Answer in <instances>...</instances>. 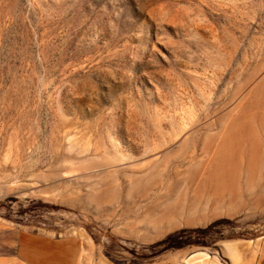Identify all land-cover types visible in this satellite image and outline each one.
I'll list each match as a JSON object with an SVG mask.
<instances>
[{"label": "rangeland", "instance_id": "rangeland-1", "mask_svg": "<svg viewBox=\"0 0 264 264\" xmlns=\"http://www.w3.org/2000/svg\"><path fill=\"white\" fill-rule=\"evenodd\" d=\"M243 114L214 195L205 154ZM262 116L264 0H0V264H160L229 240L253 258Z\"/></svg>", "mask_w": 264, "mask_h": 264}, {"label": "bare ground", "instance_id": "bare-ground-1", "mask_svg": "<svg viewBox=\"0 0 264 264\" xmlns=\"http://www.w3.org/2000/svg\"><path fill=\"white\" fill-rule=\"evenodd\" d=\"M257 90V89H256ZM242 104V103H241ZM246 105L247 106H249L248 105V103H246ZM247 108V107H246ZM239 114V113H238ZM244 115V114H243ZM240 115V116H242V118H238V117H236V116H233V117H230V118H228L227 120L228 121H226L222 126H221V128H220V130H219V132L217 133V135H215L214 137H215V140H214V137H213V140L215 141V142H211V143H213V148L212 149H210L209 148V153H206L205 154V156L207 157L206 159H207V162H205V163H215V165H213V166H215V168L213 169L214 171H216L215 169H217L216 168V166L218 167V170L219 171H217V172H219L218 174H217V172H215L217 175H216V177L214 176V179L213 180H215L216 181V179H217V182H215V186L213 187V194L214 195H219V194H221V192H223V190H226L228 187H229V189H230V187L232 188L233 187V184H232V186L230 185L231 183L230 182H232L234 179H233V177H234V175H236V172H235V170L237 169H235V167L237 166H234V163L233 162H235V158H233L232 160H234V161H232V162H230V164L229 163H227V162H229V158L231 159V157L233 156V154H235V156H236V151L237 152H239V151H241V149H242V147H243V145H244V143H243V134H242V130L243 131H245L244 129H243V126L246 124V121L248 120L249 121V118H251L252 119V117L251 116H247V115ZM249 115V114H248ZM237 116H239V115H237ZM246 116V117H245ZM261 118V117H260ZM262 118H263V116H262ZM247 119V120H246ZM264 119V118H263ZM262 119V120H263ZM250 122H251V120H250ZM249 122V123H250ZM263 122V121H262ZM248 123V122H247ZM248 123V124H249ZM247 124V125H248ZM251 125V124H250ZM249 125V126H250ZM260 125V124H259ZM248 126V127H249ZM252 127V126H251ZM250 127V128H251ZM247 128V127H246ZM253 128V127H252ZM248 130V129H247ZM254 130V129H253ZM252 131V130H251ZM255 131V130H254ZM254 131H252V132H254ZM248 134L249 135H251L250 134V130H248ZM245 133V132H244ZM256 133V132H255ZM246 134H247V132H246ZM246 135V136H248L249 137V135ZM254 134V133H253ZM254 136H255V138H257V136H256V134H254ZM245 137V136H244ZM211 138V137H210ZM249 138H251V137H249ZM248 138V139H249ZM246 139V138H245ZM244 139V140H245ZM252 139H253V136H252ZM247 140V139H246ZM259 140V139H258ZM250 141V140H249ZM257 142V141H256ZM251 143V142H250ZM261 145V144H260ZM211 146V147H212ZM259 147V146H258ZM261 147V146H260ZM248 148V147H247ZM235 152V153H234ZM249 152V151H248ZM260 153V152H259ZM238 154V153H237ZM238 157V156H237ZM239 157H241V155L239 154ZM245 158H247V156L245 157ZM206 159H204V160H206ZM242 159V158H241ZM237 160L240 162V159H238L237 158ZM231 163H233V164H231ZM209 164V165H210ZM204 164H202V167L203 168H205V170L207 171V170H209V169H206V167H204L203 166ZM205 166H207V164H205ZM210 167V166H209ZM209 167H207V168H209ZM213 168V167H212ZM223 168H224V170H223ZM211 170V169H210ZM210 170H209V172H210ZM201 171H204L203 169H201ZM212 171V170H211ZM213 171V172H214ZM208 172V171H207ZM211 173V172H210ZM200 174H202L201 172H200ZM199 174V175H200ZM203 174H205V173H203ZM208 174V173H207ZM207 174H205V175H207ZM204 175V177H203V175H200V181H202V179H201V176H202V178H204L205 179V176ZM212 175H215L214 173L212 174ZM211 174H209V177L210 176H212ZM213 177V176H212ZM216 178V179H215ZM235 178V177H234ZM210 179H212V178H209V180L208 181H210ZM233 179V180H232ZM232 180V181H231ZM204 182H206L205 180H204ZM204 182H203V185H204ZM211 182V181H210ZM214 182H213V184H214ZM217 183V184H216ZM230 183V184H229ZM199 184V183H198ZM200 184H202V183H200ZM199 184V185H200ZM206 184V183H205ZM228 186H227V185ZM198 185V186H199ZM213 186V185H212ZM200 187V186H199ZM225 187H227V188H225ZM198 188V187H197ZM231 251H233V249H231Z\"/></svg>", "mask_w": 264, "mask_h": 264}, {"label": "crops", "instance_id": "crops-1", "mask_svg": "<svg viewBox=\"0 0 264 264\" xmlns=\"http://www.w3.org/2000/svg\"><path fill=\"white\" fill-rule=\"evenodd\" d=\"M228 247L233 248V251ZM182 256V253L177 255L170 254L160 264H264V249L253 258H250L247 254L242 253L240 243L235 240L225 242L223 252L193 251ZM2 258L4 262L11 260L12 264H66L59 255H38L29 253L26 250H22L12 259H9V257Z\"/></svg>", "mask_w": 264, "mask_h": 264}]
</instances>
